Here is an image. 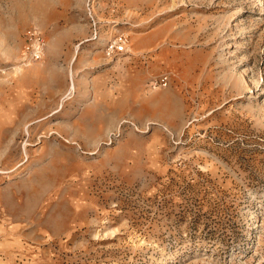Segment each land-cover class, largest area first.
Listing matches in <instances>:
<instances>
[{
    "label": "rangeland",
    "instance_id": "obj_1",
    "mask_svg": "<svg viewBox=\"0 0 264 264\" xmlns=\"http://www.w3.org/2000/svg\"><path fill=\"white\" fill-rule=\"evenodd\" d=\"M0 264H264V0H0Z\"/></svg>",
    "mask_w": 264,
    "mask_h": 264
},
{
    "label": "built area",
    "instance_id": "obj_2",
    "mask_svg": "<svg viewBox=\"0 0 264 264\" xmlns=\"http://www.w3.org/2000/svg\"><path fill=\"white\" fill-rule=\"evenodd\" d=\"M125 37L119 35L117 38L113 39L109 45L107 46V50L108 52L111 51H121L125 49ZM36 54H38V56L40 55V49L37 48L35 51ZM166 75L164 74L163 76H161V79L165 82L166 80Z\"/></svg>",
    "mask_w": 264,
    "mask_h": 264
}]
</instances>
